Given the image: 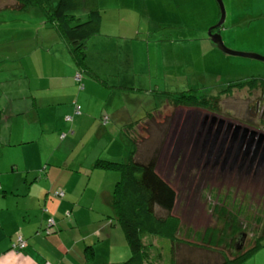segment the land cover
Segmentation results:
<instances>
[{"label":"crops","instance_id":"0c3cea01","mask_svg":"<svg viewBox=\"0 0 264 264\" xmlns=\"http://www.w3.org/2000/svg\"><path fill=\"white\" fill-rule=\"evenodd\" d=\"M102 26L103 14L101 32L87 42L84 72L49 21L43 23L40 45L18 48L13 62L0 64V264H122L131 256L111 212L110 177L117 175L97 168L96 162L128 161L133 140L135 158L141 159L139 136L147 122L157 118L153 101L170 93V84L152 74L138 89V73L146 66L137 65L127 40L114 44L115 51L111 39L96 47ZM117 54L116 75L107 80L105 68ZM152 71L149 65L148 74ZM140 90L155 94L145 110L144 99L137 97ZM97 99H104V105L93 111ZM141 112L143 119L134 124ZM53 191L64 197H55ZM50 215L57 224L45 234ZM18 237L25 242L20 250L12 247ZM154 247L156 242L145 264H206L203 247L179 242L167 255H158Z\"/></svg>","mask_w":264,"mask_h":264},{"label":"rangeland","instance_id":"374dc122","mask_svg":"<svg viewBox=\"0 0 264 264\" xmlns=\"http://www.w3.org/2000/svg\"><path fill=\"white\" fill-rule=\"evenodd\" d=\"M98 1L103 14V33L96 47L106 45L103 39H111V49L115 51L118 46L114 44H124L127 40L129 47H134L137 65L146 66L138 73L137 88L140 81L147 84L152 74L155 78L159 74L161 79L164 77V83L170 84V93L160 95L153 101L157 118L148 121V126L141 131L138 157L148 161L152 155H156L157 173L178 193L174 212L181 217L183 228L177 237L188 241L194 238L196 232L203 233L208 227H215L225 232L222 237L229 245L222 248L228 256L233 258L237 252L250 249L256 238L264 235V145L254 161H251V157L255 147L244 162L243 148L234 163L238 150L236 144L225 163L226 153L216 162V155L209 156V151L203 148L202 135L192 120L195 115L193 111L201 115L204 111L198 109L204 108L178 107L168 101L183 91H190L189 94H196L199 99L219 96L215 109L207 111L209 118L214 115L224 118L226 122L241 123L264 132V128L258 127L255 121L264 116V92L261 89L264 86V61L228 55L212 43L210 29L218 24L222 15L217 0H184L182 5L179 4L181 0ZM224 2L226 19L220 28L215 29L221 32L227 46L264 56V0ZM133 15L136 19H133ZM45 21L47 18L37 7L24 8L19 7L16 0H0V64L13 62V54L18 48L40 45L46 31L43 27ZM211 33H214L213 29ZM6 56L11 59L8 60ZM118 58L117 54L110 59L111 66L105 68L110 74L106 76L107 80L113 81L115 76L111 75H116L114 70ZM149 65L153 70L150 74ZM251 80L262 85L261 88L258 85L254 88L234 87L231 92L224 93L229 83ZM160 84L163 87L161 80ZM136 93H142L137 97L144 99L145 110L155 94L146 93V90ZM103 100L94 102L93 111L99 105H104ZM207 106L211 107V104ZM144 115L141 112V117L135 119L134 124L140 122ZM202 118L197 120L201 121ZM90 136L93 138L92 134ZM100 148L107 149L103 146ZM129 148L128 152L136 150L135 143L129 144ZM105 155L108 156V150ZM97 157L101 158L100 155ZM114 173L117 176L110 177L113 187L121 178L120 172ZM223 209L229 213L224 215ZM227 218L229 220L225 223ZM119 225L122 228L120 222ZM189 228L193 232L191 237L185 234ZM231 230L236 232L233 237H228ZM241 232L244 236L243 247L236 250V239ZM152 240L163 255L171 254V240ZM159 249L153 248L158 255L161 254ZM245 264H264V242Z\"/></svg>","mask_w":264,"mask_h":264},{"label":"trees","instance_id":"16d2710c","mask_svg":"<svg viewBox=\"0 0 264 264\" xmlns=\"http://www.w3.org/2000/svg\"><path fill=\"white\" fill-rule=\"evenodd\" d=\"M19 7H37L42 10L47 21L51 22L63 34L69 51L74 57L76 64L82 72L85 69L86 48L88 40L101 32L102 11L98 0H16ZM84 11V12H83ZM86 14L83 16V14ZM81 75L82 73L79 72ZM229 93L234 87L244 88L255 87L258 83L254 80L229 83ZM257 87V86H256ZM264 92V86H262ZM190 91L176 93L169 102L174 105L201 106L214 110L217 97L198 98L196 94H189ZM211 107L207 106L210 105ZM132 139V138H131ZM137 147L136 141L133 140ZM137 149H133L131 156L126 162L99 159L96 162L97 168H103L121 173L112 191V217L122 225L128 241L131 256L122 264H145L150 256V250L154 241L152 238L171 240L170 248L175 250L173 244L180 242L187 243L190 247H203L207 254L203 258L206 264H242L254 255L264 242V235L256 238L255 244L248 250L237 252L232 258L226 254L222 246L229 245L224 241L223 229L208 227L205 232L198 231L194 238L186 241L177 237L181 232L182 219L174 212L178 193L175 188L166 182L156 171L157 156L152 155L148 161L136 159ZM53 191L57 198H63V194ZM216 208V205L214 206ZM223 208H218L221 210ZM43 210L50 212L47 207ZM224 210V209H223ZM224 210V215L228 214ZM70 214V213H68ZM238 214V212H236ZM53 219L54 223L51 222ZM229 218H227V223ZM55 218L50 215L46 226L43 228L45 234L52 233L55 225ZM233 225V224H232ZM235 230H231L232 236ZM192 230L186 229L185 234L191 237ZM219 234H221L219 236ZM243 238V232L239 235ZM242 241V239L240 240ZM163 242V241H162ZM157 249L159 247L157 246ZM236 249V247H235ZM237 250V249H236ZM160 251V249H159ZM162 254V251H160Z\"/></svg>","mask_w":264,"mask_h":264},{"label":"water","instance_id":"95a60500","mask_svg":"<svg viewBox=\"0 0 264 264\" xmlns=\"http://www.w3.org/2000/svg\"><path fill=\"white\" fill-rule=\"evenodd\" d=\"M217 1L221 6L222 15L218 24L210 29L209 37L212 43L219 50L228 55L245 56L264 61V56L258 53L242 52L228 47L220 31L211 33L212 29L214 30L215 28H220L223 25L227 15L224 0ZM210 117L211 118H209V114H205L203 116L202 129L200 131L203 139V148L209 151V156H213V154L216 155L217 162L218 159L221 158V155L226 153L225 163L232 153L233 147L237 144L238 150L233 161L234 163L237 162L239 154L243 148H245L242 158L243 162L245 158L250 155V151L254 147L255 151L252 154L251 161H254L255 158H257L259 149L264 145V132L252 129L239 123H233L232 121L226 122L224 118H218L214 115ZM225 124H227L226 128H224ZM225 149L227 150L225 151ZM262 156L264 157V153Z\"/></svg>","mask_w":264,"mask_h":264},{"label":"flooded vegetation","instance_id":"af4514ba","mask_svg":"<svg viewBox=\"0 0 264 264\" xmlns=\"http://www.w3.org/2000/svg\"><path fill=\"white\" fill-rule=\"evenodd\" d=\"M215 31H217V29H214V32ZM209 112H211V111H209ZM193 114H195L194 116H193V122H194V124H195V127H197L198 126V133L200 134V131H201V129H202V122H203V119L201 120V121H194L195 119H198V118H200L201 116H204L205 114H207V112L206 113H202L201 115H199L198 113H197V111H193ZM204 114V115H203ZM255 121L257 122V126L258 127H262V128H264V116H261V118L260 119H255ZM200 123V124H199ZM239 124H241V123H239ZM243 125V124H242ZM246 126V125H245ZM227 126H225L224 128H226ZM249 127V126H248ZM251 128V127H250ZM263 132V131H262ZM242 239V241H240ZM243 243H244V238H240V237H238V239L236 240V244H235V247H236V249L237 248H240L242 245H243Z\"/></svg>","mask_w":264,"mask_h":264},{"label":"built area","instance_id":"2783aa9c","mask_svg":"<svg viewBox=\"0 0 264 264\" xmlns=\"http://www.w3.org/2000/svg\"><path fill=\"white\" fill-rule=\"evenodd\" d=\"M80 75H81L80 73L77 74V78H78V79L81 78ZM77 112L80 113V109L77 110ZM67 119L69 120L70 118H67ZM106 119H107V117H106ZM51 222L54 223L53 219L51 220ZM24 246H25V242L22 240L21 237H18V239H17V240L15 241V243L13 244V247H16L17 249H22Z\"/></svg>","mask_w":264,"mask_h":264},{"label":"clouds","instance_id":"9594fccd","mask_svg":"<svg viewBox=\"0 0 264 264\" xmlns=\"http://www.w3.org/2000/svg\"><path fill=\"white\" fill-rule=\"evenodd\" d=\"M215 33V32H214ZM180 106H186V107H190V106H187V105H179L178 107H180ZM204 108V107H203ZM205 109H207V108H204V109H198V111H204L203 113H206L209 109H207V110H205ZM206 111V112H205ZM210 111V110H209ZM207 114H209V113H207ZM204 115V114H203ZM107 117V116H106ZM107 119H108V117H107ZM194 121H200V120H197V119H195ZM105 122H106V120H105ZM240 237V236H239ZM244 237V236H243ZM241 238V237H240ZM237 239H238V237H237ZM236 239V240H237ZM12 247H13V245H12ZM241 247H243V245L241 246ZM14 249H17L16 247H13ZM20 250V249H19Z\"/></svg>","mask_w":264,"mask_h":264}]
</instances>
